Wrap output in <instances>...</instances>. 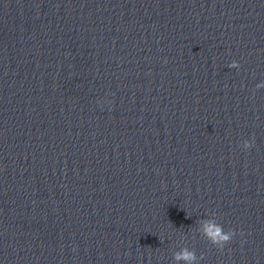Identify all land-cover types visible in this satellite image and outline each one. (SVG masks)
<instances>
[{"label": "clouds", "instance_id": "clouds-1", "mask_svg": "<svg viewBox=\"0 0 264 264\" xmlns=\"http://www.w3.org/2000/svg\"><path fill=\"white\" fill-rule=\"evenodd\" d=\"M204 231L210 242L216 247L223 248L233 237L234 232H225L220 226L212 223H207L204 227ZM177 260L183 259L185 261H195V254L184 250L176 256Z\"/></svg>", "mask_w": 264, "mask_h": 264}]
</instances>
